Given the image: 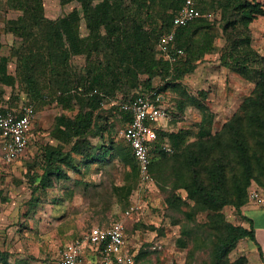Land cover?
<instances>
[{"label":"trees","instance_id":"16d2710c","mask_svg":"<svg viewBox=\"0 0 264 264\" xmlns=\"http://www.w3.org/2000/svg\"><path fill=\"white\" fill-rule=\"evenodd\" d=\"M13 1L21 15L6 30L22 39L30 51L25 54L17 49L15 53L19 66H23L28 93L51 100L52 95L43 96L39 88L44 80L55 95L53 98L67 111L77 109L72 91L83 85V81L85 84L88 81L90 89L105 93L85 98L83 103L78 99L84 107L73 117L65 114L56 117L50 135L57 145L43 149L39 165L43 173L33 175L39 178V187H34L33 195L39 188H50L54 178L65 179L68 171H79L80 162L90 167L108 162L117 150L123 154L106 139V134H111L114 128L109 127V115L102 105L108 99L111 101L118 93L134 90L132 97L138 89H157L164 94L168 88L178 87L176 82L192 73L197 63L214 49L211 25L201 18L176 29L174 46L184 51V60L181 58L172 65L153 55L160 37L173 29V20L183 0H129L128 3L126 0H61L63 6L77 2L81 11L75 9L56 20L45 16L43 0ZM214 1L222 12V31L227 43L221 53L222 65L255 84V90L225 126L224 134L212 133V115L204 110L197 142L184 147L185 134L160 133L161 130L158 137L159 143L169 138L173 157L182 160V167L186 166L190 172L179 187L195 203L190 207L181 197L173 196L167 200L169 205L189 206L190 211L184 212L189 221H194L200 212L213 213L209 215L207 229L216 234L214 263L246 264L245 259L230 263L226 256L241 240L255 241L254 230L226 222L221 211L227 206L237 210L245 206L252 181L264 190V163L257 156L264 152V58L253 49L250 34L251 24L264 16V8L259 0ZM198 2L195 0V6L203 13ZM83 21L89 33L86 37L81 35ZM80 56L87 60L86 75L73 74L71 70V59ZM8 61L6 57L0 60V85L14 84L15 80L7 74ZM37 66L49 70L46 79L38 73ZM142 75H147L145 88L140 84ZM19 76L22 80L21 73ZM157 77L165 82L164 87L153 86ZM116 111L125 128L131 121L130 114L120 108ZM249 135L255 136L253 146L247 140ZM110 141L114 143L112 137ZM127 148L126 160L134 162L139 178L138 165L131 148L128 145ZM161 148L158 144L151 154L153 178L168 157ZM131 190H127L128 198ZM127 230L126 223V233ZM182 235L191 238L192 229L184 228Z\"/></svg>","mask_w":264,"mask_h":264},{"label":"rangeland","instance_id":"374dc122","mask_svg":"<svg viewBox=\"0 0 264 264\" xmlns=\"http://www.w3.org/2000/svg\"><path fill=\"white\" fill-rule=\"evenodd\" d=\"M259 1L264 8V0ZM198 3L203 7L204 14L213 15L212 19H203L211 25L214 49L197 63L192 73L176 82L178 87L166 90L164 103L169 108L170 118L161 124L159 131L185 134L184 147L198 141L204 110L212 115V133L224 134L225 126L255 90V84L222 65L221 53L227 43L218 4L214 0H199ZM43 7L45 16L50 20L68 15L75 9L80 10V5L75 1L63 6L61 0H43ZM20 15L13 0H0V60L3 57L9 59L7 74L15 80L14 84L0 85V107L15 108L23 102H33L37 112L27 153L18 160L19 166L15 171L3 172L4 176L0 178V264H56L60 251L66 245L94 226H111L122 219L125 211L133 205L138 210L126 220V234L129 250L134 254V264H215L213 246L216 234L207 229L211 219L209 215L213 213L200 212L194 216V221H189L185 215L186 209L190 211L189 206L193 207L195 203L179 186L184 179H188L190 172L186 166L182 167V160L173 157L174 148L169 138L165 137L162 144L169 146L172 153H168L163 166L156 170L154 186L146 188L141 184L134 162L126 160L128 148L121 136L124 124L116 108H119V103L128 100L134 90L118 93L114 99L102 104L109 115V127L114 126L112 133L106 134V139L109 144L119 147L123 154L117 150L108 162L90 167L80 162L79 171L70 170L65 179L54 178L50 188H39L32 194L34 187H39V178L35 179L33 175L36 177L43 173L39 166L43 149L47 145H57L50 135L56 117L62 114L73 117L84 107L80 104L92 96L93 90L89 88L88 81L86 84L83 81L80 86L84 89L82 93L74 92L76 89L72 91L76 95L74 103L77 109L74 111L63 110L44 80L39 88L43 96L52 95L51 100H42L40 96L33 97L34 94L28 93L23 66H19L15 53L17 49L25 54H30V51L22 39L6 30ZM250 32L253 49L264 58V16H259L251 24ZM88 34L83 21L81 35L86 37ZM154 47L155 58L163 60L157 45ZM93 58H96L95 55ZM70 62L73 74L86 75L85 56L74 57ZM37 68L38 73L45 75L46 79L49 70ZM146 79L147 75L140 76L142 88H145L143 83ZM168 80L171 81L170 78ZM164 83L157 77L153 86L164 87ZM98 91L105 95L103 91ZM78 99L81 103H78ZM179 107H184L183 111ZM110 137L114 143H111ZM247 140L252 146L256 141L253 135H249ZM98 141L96 139L95 143ZM258 154V159H263L264 163V152ZM11 166L14 167L13 164L0 163V170L6 171ZM253 186H257L255 181L251 182L249 189ZM128 189H132L129 198L126 195ZM173 196L181 197L182 201L188 203V208L186 205H169L167 200ZM242 208L237 210L227 206L221 213L226 222L242 225ZM186 227L192 229L193 233L188 239L182 235ZM180 239L181 243L178 242ZM245 246L239 242L226 259L230 263L245 259L249 264Z\"/></svg>","mask_w":264,"mask_h":264},{"label":"built area","instance_id":"2783aa9c","mask_svg":"<svg viewBox=\"0 0 264 264\" xmlns=\"http://www.w3.org/2000/svg\"><path fill=\"white\" fill-rule=\"evenodd\" d=\"M201 18L212 19L213 15H206L198 10L195 0H183L182 7L173 20V29L161 36L157 43L158 53L164 60L174 65L184 56V51L174 46L176 29ZM83 91L81 87L77 89L79 93ZM94 94L102 96L96 89L91 93ZM164 99V94L157 89H138L132 97L118 104L121 111L131 116V121L122 130L121 136L132 150L139 169V181L146 188L155 185L150 171L151 154L160 144L158 131L161 124L170 118ZM36 115V105L33 102H23L19 107H7L0 111V147L5 164L11 165L26 154ZM160 146L166 153H172L169 146L162 143ZM248 202L264 209V190L258 186L251 187ZM136 210V205L129 207L122 219L109 227H92L60 251L56 264H90L86 256L88 252L96 253L98 264H134V254L129 250L127 240L126 220L132 218Z\"/></svg>","mask_w":264,"mask_h":264},{"label":"crops","instance_id":"0c3cea01","mask_svg":"<svg viewBox=\"0 0 264 264\" xmlns=\"http://www.w3.org/2000/svg\"><path fill=\"white\" fill-rule=\"evenodd\" d=\"M196 1L198 2L199 0ZM7 107H0V111H2ZM8 108H12V107H8ZM2 155L3 152L0 147V163L2 165H7L2 161ZM13 165L14 167L11 166L7 168L6 171L5 169H3L4 171L0 170V178L4 176L2 174L3 172L10 173L12 171H15V169H17L19 166V161L14 162ZM240 215H241L240 217L242 218L241 226H243L246 229L252 228L255 234V241L251 239H243L240 241V244L243 246L246 245L245 247L248 249L247 257L249 260V264H264V209L257 207L256 205L248 202L242 208ZM86 256L88 263L98 264V257L95 252H88Z\"/></svg>","mask_w":264,"mask_h":264}]
</instances>
